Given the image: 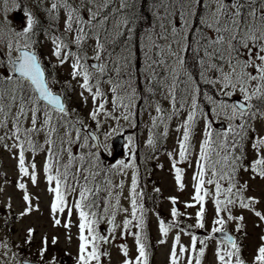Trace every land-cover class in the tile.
Masks as SVG:
<instances>
[{
    "label": "snow or ice",
    "instance_id": "1",
    "mask_svg": "<svg viewBox=\"0 0 264 264\" xmlns=\"http://www.w3.org/2000/svg\"><path fill=\"white\" fill-rule=\"evenodd\" d=\"M17 9L26 18L19 29L9 18ZM44 41L51 44L52 67L70 69L62 91L53 89L60 81L50 79ZM72 94L84 105L91 99L86 117L71 106ZM149 109L155 113H148L151 149L168 137L173 119L182 117L175 127L178 150L168 153L181 192L186 185L180 165L193 166V138L200 135L191 202L184 205L196 209L194 227H206L207 203L214 205L210 233L198 237L180 227L178 218L186 213L176 206L177 197L169 198L171 222L158 219V243H167L170 231L178 229L169 264H203L210 240L216 241L215 264H264V235L249 261L242 240L228 230L229 222H236L235 232L242 233L244 216L234 215V208L264 221L255 207L259 200L245 196L249 183L242 180L243 174L264 179V0H35L32 7L23 0H0V147L17 161L16 187L25 205L17 219L39 210L24 178L37 184L36 157L43 154L53 225L70 229L73 214L77 217L74 264H103L102 258L110 257L104 246L115 239L120 213L121 236H133L136 252L130 256L128 245L120 244L122 264H149L135 137H127V162L106 166L98 151L105 125H116L104 131L107 139L123 131L121 121L135 127L139 112ZM105 219L111 238L99 229ZM182 233L190 237L188 245L181 242ZM34 235L28 228L23 244L30 246ZM41 245L34 261L20 245L0 238V264H57L55 255L45 260L47 236Z\"/></svg>",
    "mask_w": 264,
    "mask_h": 264
},
{
    "label": "rangeland",
    "instance_id": "2",
    "mask_svg": "<svg viewBox=\"0 0 264 264\" xmlns=\"http://www.w3.org/2000/svg\"><path fill=\"white\" fill-rule=\"evenodd\" d=\"M35 0H23L26 7H32ZM150 2V0H149ZM145 15H148L147 6L144 8ZM9 18L12 25L19 29L26 23V18L22 10H15L9 13ZM142 34V33H141ZM44 47L41 49L42 55L46 58L45 63H48V59H51V64H48V71L51 74V78H55L60 81V83L53 85L55 91L63 90V81L68 78V72L70 71L68 65L63 67L57 66L52 67L56 64L55 58L51 57V44L49 41H44ZM137 54L140 55L139 50ZM164 107L167 108V102H163ZM71 106L78 109V111L83 115L87 116V112L91 107V99L89 98L88 104L84 105L80 98L72 94ZM149 111L154 115V111L149 109L148 111H140L136 118L135 127L130 126L126 122L121 121V126L123 128L122 132H118L109 136L107 139L104 137L103 133L108 129L109 125L115 127L113 122H109L105 125V129H101L99 135V143L101 144V160L106 166L115 164L119 160H124L127 162L130 159L128 151V141L127 137L132 135L135 137L136 143V166L139 170L140 176V188L144 192V197L142 203L145 208H151L146 211V233L148 236V243L151 251L149 258V264H169V253L172 244V237L176 234L178 229L173 228L170 231L167 238V243L160 244L158 241L161 239L158 228V219L162 218L166 222H171L172 217L170 215V209L173 206L170 201V197H177L178 204L176 205L182 213L186 215H181L179 219L180 227L187 229L188 231L196 234L198 237H204L210 233L212 220L214 218V205L211 201L207 203L206 212V227L204 229H199L194 227L196 223L195 211L196 209L185 208L186 202H191L192 180L191 177L194 171V160L195 152L198 150V142L200 140V135L193 138L194 149H193V166L187 164L180 165L185 169L184 182L185 189L181 192L175 182L174 172L171 166V160L168 157L169 152L175 153L178 150L177 138L180 135L175 131L176 124L182 120L180 118H174L169 126V135L166 139L158 140L157 146L154 149L149 148L146 145V139L148 136V127L150 126L151 120L149 116ZM88 122V121H86ZM91 123V122H88ZM219 121L214 123V127H217ZM161 126L157 129V132L162 131ZM94 129V124L92 125ZM116 136H122L124 138L123 151L121 153H115L111 145L112 140ZM44 161V155L40 154L36 157L37 163V184L33 185L27 178H24V182L27 183L28 191L33 197V204L38 205L39 210L33 211L30 215L23 217L22 219H17L20 212L24 209L25 205L22 200L23 192L16 187L17 181L20 179L16 164L17 161L13 158L12 154L2 147H0V238L8 239L14 245H20V251L29 256L34 261H37L38 249L42 246L41 239L47 236L49 245L48 252L46 253L45 260L50 259L53 255L57 257V264H74V257L77 254V236L78 229L76 227L77 217L75 214L72 216L73 226L70 229H65L63 226H54L51 218L50 212V202L52 199L51 193L48 192V185L44 174L42 171V164ZM163 167H160V166ZM130 174L124 177L125 188L124 196L128 195V187L130 185ZM120 177L117 176L116 180ZM242 180H247L249 183V189L245 193V196L256 197L259 200L256 210L264 213V179L256 177L255 179H250L248 174H243ZM159 189L156 192L155 189ZM151 193H154L153 195ZM38 197V199H37ZM71 199V198H70ZM11 203V208H8V203ZM121 204L123 207H128V201L126 199H121ZM155 211H158L162 216H158ZM234 215H243V229L242 233H246L244 236L242 233H236V222H229L228 230L231 234L236 235L243 242V253L244 256L251 261L252 255L255 251L256 246L260 243V237L264 235V221H261L256 217L253 212L249 210H242L239 208L233 209ZM64 216H61L62 224L64 223ZM124 219V214L120 213L117 215L116 223L120 227L116 229L115 239L111 243L104 246V248L110 253V257H104L103 264H122L124 259L119 245L125 243L129 247L130 256H135L134 238L131 235L121 236L122 232V222ZM35 229L34 240L32 244L24 245L23 241L26 237V230L28 228ZM100 231L111 238V226L107 223L105 219L99 225ZM132 231H137L133 228ZM72 239L69 241L68 236ZM53 237H58V243L53 245L51 240ZM181 242L188 245L190 242V237L181 234ZM208 249L206 256L204 258L203 264H215L214 260V248L216 246L215 240H210L208 242ZM13 248V251H16ZM65 254L64 258H61L62 254ZM67 253V255H66ZM39 263V262H38ZM181 264H186L184 260Z\"/></svg>",
    "mask_w": 264,
    "mask_h": 264
},
{
    "label": "water",
    "instance_id": "3",
    "mask_svg": "<svg viewBox=\"0 0 264 264\" xmlns=\"http://www.w3.org/2000/svg\"><path fill=\"white\" fill-rule=\"evenodd\" d=\"M122 138L121 137H116L114 140H113V146L115 148V150L118 152L122 146Z\"/></svg>",
    "mask_w": 264,
    "mask_h": 264
},
{
    "label": "trees",
    "instance_id": "4",
    "mask_svg": "<svg viewBox=\"0 0 264 264\" xmlns=\"http://www.w3.org/2000/svg\"><path fill=\"white\" fill-rule=\"evenodd\" d=\"M153 195V194H152Z\"/></svg>",
    "mask_w": 264,
    "mask_h": 264
}]
</instances>
